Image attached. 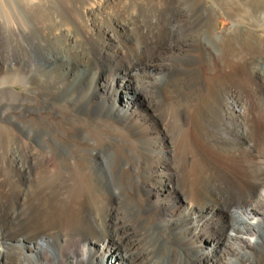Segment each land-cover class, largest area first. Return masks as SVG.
<instances>
[{"label": "bare ground", "instance_id": "1", "mask_svg": "<svg viewBox=\"0 0 264 264\" xmlns=\"http://www.w3.org/2000/svg\"><path fill=\"white\" fill-rule=\"evenodd\" d=\"M12 1L27 20L43 10L64 9L71 15L63 26L65 33L78 30V37L84 40L107 35L116 25L122 29V37L110 45V53L105 44L89 47L90 59L85 64L95 65L93 79L65 64L69 68L63 81L71 78L76 83L65 85L63 94L86 91L83 102L65 105L48 91L51 87L46 82L33 80L22 68L34 61L67 60L66 56L44 54V47L30 31L15 24L10 29L0 25V66L8 62L19 66L14 73L31 82L32 92L37 94L30 97L11 88L0 91L1 110L14 106L4 97L22 95L26 101L16 105V113L11 112L12 121L4 119L5 125L0 126V264H130L119 237L134 235L130 223L146 225L151 206L157 207L160 217L180 211L166 222L154 217L155 228L144 226L138 233L135 246L139 245V258L147 264H240L242 257V261H250L245 254L248 249H264V213L256 204H248L258 185L222 171L204 152L191 149L187 135L190 112H194L197 130L210 132L214 139L208 146L212 150L226 153L237 142L254 139L248 93L230 76L214 80L207 75L218 67L241 64L261 89L258 97L264 99V73L246 63L235 28L215 33L220 11L231 23L236 6L220 0L214 6L205 0ZM253 2L260 9L259 1ZM106 16L111 19L107 26L103 23ZM200 30L221 38L220 45L198 42L195 34ZM174 48L187 59L184 67L165 63L162 51ZM151 67L175 74L171 79L150 76ZM108 73L114 75L106 76ZM206 79L211 82L209 90ZM115 96L123 97L121 109L114 107ZM139 100L150 113L139 111ZM141 193L145 194L143 201ZM172 195L173 200L164 202V197ZM257 198H263V191ZM183 201L195 202V207L204 204V214L212 209L211 204L218 206L229 219L218 235L219 222L213 219L214 232L196 235V241L205 247H197L195 260L178 232L189 225L197 233L195 223L200 218L196 213L200 211L181 210ZM105 227L107 236H101ZM254 231L260 234L261 243L255 236H246ZM95 235L110 240L97 241ZM43 237L48 240L45 245L40 243ZM229 240H236L237 245Z\"/></svg>", "mask_w": 264, "mask_h": 264}, {"label": "rangeland", "instance_id": "2", "mask_svg": "<svg viewBox=\"0 0 264 264\" xmlns=\"http://www.w3.org/2000/svg\"><path fill=\"white\" fill-rule=\"evenodd\" d=\"M188 1L190 3H194L196 0H188ZM205 1L209 5H213V6L215 5V0H205ZM220 1H222L226 5H229V6L231 5V7H233V8L236 6L237 10L235 8L234 9H235L237 15L235 16L236 18L234 17V22L230 23V21L227 19V17L225 16L224 13H222L221 11H220V13L218 12L219 15L217 18H215V23L217 26L215 33L220 34L222 31H224L226 29L235 28L234 34H235V36H237L236 39L239 41V44L241 46V47L238 46V48L240 49L241 52L243 51L242 54L244 56L246 55L245 56L246 63L254 65V67L256 69H259L261 72L264 73V0H258L259 4L261 6V7L259 6L260 9H257L258 6L256 5V3L253 2V0H220ZM57 11L58 12L52 10V12H51L49 10H47V11L43 10L41 12L42 14L40 16H36V17L33 16L32 19L27 20L26 18L22 17V15L20 14V11L18 10L16 4L12 0H0V25H1V27H3L2 29H10V28H13V26L17 25L22 30L30 31L32 33V35L34 36V38L36 39V41L38 43H40L41 46L44 47L43 48L44 54L51 52V53H57L58 56H62V57L66 56L65 58H67V60L65 58H64L65 60H61L60 58H58L55 61H51V62L34 61V64L32 66H30V67L23 66L24 69L22 68V70H23V72H27V71L30 72L33 80L35 79V80H41L43 82H46L47 83L46 86L51 87L50 89H48V91L50 93H55V95L58 96L60 104L69 105V104H71V102L72 103L73 102L81 103L84 101V98L86 96V91L82 90L81 92H78V93L68 91V92L63 94L62 88L65 85L69 86V85H74L76 83L75 82L76 80L71 79V78H69V79L65 78V80L63 81L64 77H67L66 70H67V68H69L65 64H68L70 66L71 65L76 66L78 68L77 74H83V76H85L89 79H93V77L95 76V71L97 70V69H95L96 68L95 65H92V63L91 64L90 63L85 64L90 59V48L89 47L92 45L105 44V47H107V49H108L107 50L108 53H110L111 52V46L114 43V41L116 39L119 40V38L121 39L122 29L116 25L110 29L111 33H109L107 35L103 36L100 34H96L94 40H92V41L91 40H84V38L78 37V34H79L78 30L76 31L75 29H72L69 31V33H67V32L65 33V29L63 26H65L66 21L71 20V15L69 12L65 11L62 8H57ZM56 15H58V16H56ZM106 21H107V24H106ZM110 21H111V19L109 18V16H106L103 19V23L105 26L111 24ZM237 26H239V27H237ZM26 28H28V29H26ZM29 28H30V30H29ZM253 29H255V30H253ZM56 30L59 33H56ZM245 30H247V31H245ZM200 31L197 34H195L196 40L198 42H203L204 44L211 45V46H213V45L219 46L220 45L221 38H217L215 35L211 34V32L209 33L206 31L203 32L202 30H200ZM249 34H253L254 38H252ZM256 34L258 35V37ZM51 35H53V36H51ZM210 35H212V36H210ZM102 37H104V38H102ZM62 38H63V40H62ZM56 40H57V42H56ZM71 41H72V44H71ZM210 41H211V43H210ZM74 42H75V44H74ZM42 43H44L45 45L47 44V45L45 46ZM67 46H69V47H67ZM70 47H71V49H70ZM87 51H89V52H87ZM172 51H174V52H172ZM172 51H169V50L162 51V56H164L167 59L165 61V63L171 64V65L177 64V65L184 67L187 63V61H186L187 59L183 58L184 56L180 57L178 55V51L176 50V48H174ZM80 55L82 57H83V55H85V56L82 58ZM5 60H3V61L8 62V59H5ZM0 61H1V59H0ZM18 67L16 65H10V62H8L7 65H2V67L0 66V91L1 90H7L6 88H8V90H10V88H11V90H14L15 92L17 91L16 93H18V94L27 95L30 97H36L37 94L32 92L33 84L31 82H28L24 76L19 75L20 76L19 77L17 74L14 73V71L16 69H18ZM243 70L244 69H243L241 64H235V66H233V64H230L228 66H224L222 69L220 67H218L216 69V71L208 73L207 75H209V76L211 75L210 79H214V80L221 79L223 76H230L238 84V86H240V88L242 87L241 90H244L243 92L248 93V95L250 96V104H251V114H252L251 121L253 122V125H254L253 126V128H254L253 129L254 130L253 131L254 132V139H251L249 137L248 139L239 141V142H237L238 146H234V148L232 150L227 151L226 153L217 152L216 149L212 150L208 146L212 145L214 139H213V137H211L210 132L208 133L206 131H202L201 129L197 130V126L195 124L194 112H190L189 121L191 120L190 122L192 124L189 122L190 128L188 127L187 135H188V138L191 142V147H192L191 149L195 148V149H198V150H201L202 152H204V154L212 162H214L216 165L218 164L217 166L219 168L221 167L222 171L225 170V171L230 172L233 176L240 179L241 181L258 185L257 186V188H258L257 194L250 200V202L248 204H252V205L256 204L258 211L264 213V202H263L264 201V178H263L264 177V99L258 97V96H260L261 89L255 83H252L251 79L254 77L250 76V74L248 77V75H246ZM148 71L149 72L152 71L151 72L152 74L148 73V75H150V76L151 75L157 76V77L162 76V77H166L167 79H171L175 74V73L171 72L172 70L169 71L167 68H165L163 70H158L155 67H151ZM138 72H140V71H138ZM206 73L207 72L203 71L202 76L204 75L203 77H206ZM109 75L110 76L114 75V73L113 74L108 73L106 76H109ZM239 76H240V79H238ZM246 76H247V78H246ZM208 81L210 82V80H208ZM209 82H207V79H206L205 83H207V84H205V86L208 90L210 88L208 86L211 85L210 84L211 82L210 83ZM12 83H14V84H12ZM22 95L20 98H14V97H4L3 98V100L5 102H12L11 104L14 105L15 107L14 106L7 107V111H6V108H4L2 110L0 109L1 110L0 117H3V118H0V126L5 125L4 123H2L3 121L10 119L9 115L13 113L12 111H14L16 113L17 106L24 105L26 103V101H24V98L22 97ZM122 99H123V97H121V96H115V98H114L115 109H121L123 107ZM13 103H15V104H13ZM138 105H139V111L143 112V114H148L151 112V110L146 111L143 108V106H145V105L141 104L140 100L138 101ZM9 109H11V111ZM204 140H205V142H204ZM157 178H159V174H157ZM191 179L195 180L196 178L194 179V177H193ZM154 180H156V178ZM259 191H263V198L262 199L257 198ZM143 197L145 199V194L141 193V195H140L141 201H143ZM173 198H174L173 195L171 198H170V196L164 197V202H166V203L170 202V200H173ZM159 199L162 200L163 197H161V198L159 197ZM189 200L191 201L192 198ZM256 201H258V203ZM194 203L195 202L187 203V201H183L180 204V208H181V210H183L184 208L187 207L188 211H190L191 209L197 208L200 211L199 213H196L197 216H199L198 218H200V220H198V222L195 223L196 229L198 232L196 233L193 230H190L191 228H189V225L188 226L183 225L182 230H181V234L178 232L179 237L185 241L184 245L186 244V246L188 247V250L194 256V257L193 256L190 257L193 260L196 259L195 255H196L197 247H200V246L202 248L205 247L204 244H201L198 240L196 241V239H195L196 235L199 232L201 233V232L206 231L208 233L209 230L212 231L214 228L213 227V224H214L213 220H216L219 222L218 229L215 231L218 235L221 232V230L223 229V224H226L227 222H229L228 218L221 215V210L218 208V206H213L211 204V206H209V207L212 209L207 211L206 214H204L201 211V207H204V204H196V207H195ZM242 207H243V204L237 206V209L241 210ZM244 207H246V205ZM179 211L180 210H173V211H171L172 214H167V215L171 218H175L176 215H178ZM134 212H133V210L129 211V214L135 215ZM194 212H196V211H194ZM160 214L161 213L157 209L156 206H151L150 212L146 213V217L148 219L149 218L150 219L149 220L147 219L148 221H146V225H144L145 227L140 226V225H133L132 223H130V225H131L130 229H131V231L133 230L132 233L134 235L129 236V237H127V236L122 237V235H121L119 237V239L121 238V241L123 240L122 241V248L124 247L123 252L126 254V257H130L129 262H131L132 264H135V263L136 264H147L146 260H144L143 258H139L140 257L139 252L141 249L136 248L139 245L135 246L136 244H138V240H139L138 233H142L141 230L143 229V227L145 229L149 228L150 230L152 228V230H153L155 228L154 224L156 222L153 219L154 217H159L157 220L158 221L161 220L162 222H166L167 218L169 219L168 216H164V215H162L160 217ZM209 217L211 220L209 219ZM103 229L104 230H102V234H100V235L101 236H107L106 235V233L108 231L107 227H105ZM150 230H149V232H150ZM212 232H214V231H212ZM212 232H211V234L213 235ZM135 235H137V236H135ZM97 236H99V235L93 236V238L97 241L110 240L109 237H105L104 239H102L100 236H99L100 238ZM224 236L225 235H223L221 238L225 239ZM246 236L247 237L251 236V238L253 236H255V238H258L257 239L258 243H261L260 240L262 238H260V234H258V232L254 231L253 235L251 234V235H246ZM73 241L77 242V239H75ZM229 241H231V240H229ZM46 242H48L46 237H43L40 241V243L44 244V245L46 244ZM232 242L233 241H231L229 243H231V244L234 243L233 245H235V244L237 245L236 240L233 243ZM187 243H189L188 244L189 246L187 245ZM93 245L94 244H91L90 247L94 248V247H92ZM192 245H194L195 247H193ZM125 247H126V249H125ZM134 248H136V249H134ZM247 251L248 252L245 254H246V256L248 255V260L250 257V261H248V262L242 261L241 260L243 258L242 257L239 260L241 262L240 264H264V249H262V250L261 249H248ZM65 253H67V252H65ZM135 255H137V256H135ZM36 257H37V255H34V258H36ZM48 257H51V256H48ZM131 258H133V259H131ZM64 261L65 260L63 259V263H64ZM95 263L97 264V262H95Z\"/></svg>", "mask_w": 264, "mask_h": 264}]
</instances>
